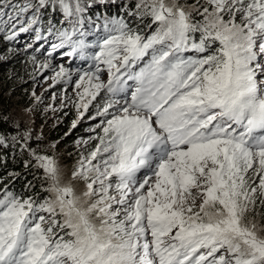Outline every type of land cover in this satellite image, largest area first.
Wrapping results in <instances>:
<instances>
[{"label":"snow or ice","instance_id":"6c2138e0","mask_svg":"<svg viewBox=\"0 0 264 264\" xmlns=\"http://www.w3.org/2000/svg\"><path fill=\"white\" fill-rule=\"evenodd\" d=\"M25 33L95 123L79 189L15 125L47 184L0 179V264H264V0H0V40Z\"/></svg>","mask_w":264,"mask_h":264},{"label":"rangeland","instance_id":"374dc122","mask_svg":"<svg viewBox=\"0 0 264 264\" xmlns=\"http://www.w3.org/2000/svg\"><path fill=\"white\" fill-rule=\"evenodd\" d=\"M181 3L191 5L194 0H181ZM32 38L31 34L25 33L21 34L18 40L12 42L15 47L0 45V96H3L2 99L0 97V116L3 119L10 120L11 123L15 122V125H27L33 133V140H35V137L49 138L50 141L46 149L52 151L57 150L60 143L55 138L51 139L48 132H52L57 126L68 124L65 129L61 130V134L67 131L75 134L70 135L75 139L69 147L65 148V154L71 156L69 158L71 162H67V159H64V156L61 155L64 154L62 147L55 153L61 158H57V160L61 166L62 182L72 183L74 187L79 189L82 187L79 181L72 180L71 177L81 151L76 141L81 137L86 138L87 129L95 122L88 120L86 114L85 118L78 122L75 129L71 127L72 122L78 119L75 108L71 105L61 106L60 97L64 94L62 92L63 86L54 85L50 87V85H53L52 76L54 73L40 67V63L45 61L46 58L50 60L52 65L63 63L67 66L71 63V60L58 54L46 57V54L36 53L37 61L34 63L30 59L31 54L23 57L17 50H23ZM28 52L31 53V50H28ZM75 64L78 66L80 61L77 59ZM71 91L70 88L67 89V94L70 95ZM35 97L40 99L36 100ZM7 99L8 105L6 104ZM65 136H63V139ZM30 143L34 144L33 141H29ZM256 207L254 211L249 212L248 219L253 220L258 226L264 227V218L257 219L256 217L259 214Z\"/></svg>","mask_w":264,"mask_h":264},{"label":"trees","instance_id":"16d2710c","mask_svg":"<svg viewBox=\"0 0 264 264\" xmlns=\"http://www.w3.org/2000/svg\"><path fill=\"white\" fill-rule=\"evenodd\" d=\"M186 1V0H182ZM113 12H116L117 9L113 8ZM52 22L56 24L57 27H59V24L57 23L56 19H53ZM148 21L146 20L145 23ZM47 24V21L44 22ZM27 36V34H26ZM18 40V39H17ZM1 46H13L15 47L12 42H6L3 40H0ZM43 50V49H42ZM41 50V51H42ZM17 52L23 56L26 57L28 54H31L30 52H25L23 50H17ZM21 56V57H22ZM1 99L3 96H0ZM8 99L6 101V104L8 105ZM68 124H66L67 126ZM66 126L63 124V126H57L52 132H48V135L51 139L55 138L56 141L60 143V146L57 147V150L61 149L64 151V154H61L64 156V159H67V162H71L69 158L71 156H67L65 154V148L69 147L71 143L74 141L75 138L70 135L73 133H69L68 131L66 133L61 134V130L65 129ZM15 128V122L11 123L10 120L3 119L0 116V135H3L6 137V140L4 142L3 146H0V179H3L5 183H12L15 186V190L20 192L25 190V185L28 182H31L34 187L32 190L26 194L36 195L37 193H40L41 186L46 185L47 181L43 180V173L33 167L34 161L31 159V156L29 155L28 151L21 149L20 144L18 142L12 141L11 137L16 134L14 131ZM66 135L63 139V136ZM75 135V134H73ZM35 137V136H34ZM41 138V137H40ZM41 144L39 146L38 150H42L44 153L49 155H54L56 158H60V156L55 153L58 152L55 150H49L48 144L50 139L49 138H41ZM31 147H36L35 143L31 144ZM69 152V151H68ZM59 156V157H58ZM61 159V158H60ZM27 163V166H26ZM10 174H16L15 176ZM256 210L259 212V214L256 215L257 219L264 218V206L260 205L259 202L256 205Z\"/></svg>","mask_w":264,"mask_h":264}]
</instances>
